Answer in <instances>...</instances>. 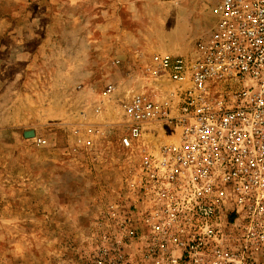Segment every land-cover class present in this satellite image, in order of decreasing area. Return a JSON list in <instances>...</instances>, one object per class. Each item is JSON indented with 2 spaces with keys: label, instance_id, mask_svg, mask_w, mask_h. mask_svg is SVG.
Here are the masks:
<instances>
[{
  "label": "rangeland",
  "instance_id": "obj_1",
  "mask_svg": "<svg viewBox=\"0 0 264 264\" xmlns=\"http://www.w3.org/2000/svg\"><path fill=\"white\" fill-rule=\"evenodd\" d=\"M218 1L0 0V264H95L122 222L145 232L140 165L171 131L123 148L122 105L146 94L153 53L191 52Z\"/></svg>",
  "mask_w": 264,
  "mask_h": 264
},
{
  "label": "built area",
  "instance_id": "obj_2",
  "mask_svg": "<svg viewBox=\"0 0 264 264\" xmlns=\"http://www.w3.org/2000/svg\"><path fill=\"white\" fill-rule=\"evenodd\" d=\"M212 16L190 53H153L146 94L123 102V148L155 124L171 139L140 165L145 232L122 222L95 264H132L126 239L144 264H250L264 250V0H219Z\"/></svg>",
  "mask_w": 264,
  "mask_h": 264
},
{
  "label": "water",
  "instance_id": "obj_3",
  "mask_svg": "<svg viewBox=\"0 0 264 264\" xmlns=\"http://www.w3.org/2000/svg\"><path fill=\"white\" fill-rule=\"evenodd\" d=\"M30 134V136H33V132H31V133H29Z\"/></svg>",
  "mask_w": 264,
  "mask_h": 264
},
{
  "label": "crops",
  "instance_id": "obj_4",
  "mask_svg": "<svg viewBox=\"0 0 264 264\" xmlns=\"http://www.w3.org/2000/svg\"><path fill=\"white\" fill-rule=\"evenodd\" d=\"M177 54V53H176Z\"/></svg>",
  "mask_w": 264,
  "mask_h": 264
}]
</instances>
